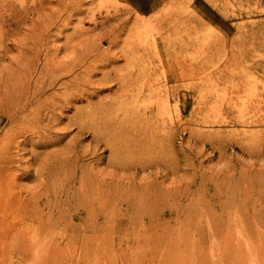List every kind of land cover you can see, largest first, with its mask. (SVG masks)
<instances>
[{"label": "rangeland", "instance_id": "rangeland-1", "mask_svg": "<svg viewBox=\"0 0 264 264\" xmlns=\"http://www.w3.org/2000/svg\"><path fill=\"white\" fill-rule=\"evenodd\" d=\"M37 1L0 0V91L28 75L40 94L19 113H31L35 101L59 109L52 123L22 130L11 151L24 198L37 187L43 197L29 204L32 221L23 215L28 227L18 222V232L40 244L23 257L0 254V264H264V39L239 32L243 23L264 24V0H52L43 22L11 11ZM197 15L216 20L195 29ZM173 17L190 28L178 29ZM212 22L227 25L216 27L225 37L197 36ZM127 74L140 79L137 110L162 109L134 123L136 143L129 111L119 108L118 80ZM104 103L114 106L111 147L88 117ZM57 167L74 175L70 185L54 186ZM75 186L105 194L111 214L74 217L67 199ZM104 236L100 248L85 242Z\"/></svg>", "mask_w": 264, "mask_h": 264}, {"label": "bare ground", "instance_id": "bare-ground-1", "mask_svg": "<svg viewBox=\"0 0 264 264\" xmlns=\"http://www.w3.org/2000/svg\"><path fill=\"white\" fill-rule=\"evenodd\" d=\"M60 0H56L58 4ZM150 1V0H149ZM50 2L52 0H38L34 5L32 6H27V7H17L15 4L11 5V11L14 14L19 15V11L21 10L23 12V9H25V12H32L33 14H37V18L39 22H43L45 19H47V15L43 14L46 10V7H51ZM145 2V1H144ZM147 4V3H146ZM157 4V1L154 3ZM150 4L152 9H156L153 7H156V5ZM138 5V4H137ZM140 5H144V3H140ZM67 12V11H66ZM75 13V8H72L69 12H67V16L63 18L64 22H67L72 15ZM213 15V14H210ZM210 15H197L192 17V21L194 22V18L196 19V25L195 29L199 27V25H204L208 22L215 21L214 17ZM252 14H248L246 16V19L251 16ZM215 16V15H214ZM243 14L241 15L240 11H236V13L232 14V18L235 19L237 22L236 25L241 26L238 21L241 20ZM59 17V16H58ZM113 15L109 17L111 19ZM154 16L147 17L146 20H151ZM216 17V16H215ZM102 18V17H101ZM202 18V19H201ZM141 23H142V31L144 30V22L145 18H141ZM14 21H16V17L14 15ZM154 21V20H151ZM100 23H107V21H102ZM190 20H187L186 17H176V19L173 17L172 19V24H178V29H189L190 28ZM224 24V23H222ZM218 24V25H222ZM217 24H213V22L210 24V29L206 31H201L198 32L196 31L197 36L201 35L202 37L206 36L207 38H212V37H219L221 35H216L217 31H220L222 33V36H226L227 32L223 33V28L217 29L216 27L218 26ZM227 26L226 24H224ZM66 26L62 25L59 27V31L62 32L63 28ZM247 26V25H246ZM244 23L242 24V30H239L241 35L243 34L244 36L247 35H252L264 39V24L263 23H258V24H252V26H256L255 28H246ZM176 27V26H175ZM238 27V28H241ZM15 28L13 27V30ZM180 31V30H179ZM180 36L182 35L183 31L181 30ZM144 34V33H143ZM142 33H139V36L143 37ZM175 36H177L175 34ZM229 36V34H228ZM96 49H99L96 47ZM12 75L16 78L17 72L14 71L12 72ZM25 76V75H24ZM109 76H106L102 78H108ZM13 79V78H11ZM118 80V78H114ZM131 80L134 81L135 86L131 87ZM139 78H132L130 74L123 75L122 77L119 78V85L121 90L124 91L123 94V99L119 102V108H126L127 111H129V124L127 127L131 128V132L133 134V142L136 143L137 141V126L134 124L138 122L139 120H147L151 121L152 118H155L156 115L162 114V109H153V108H145L143 111L137 110V104L140 102V99L143 98V94L141 95L142 89L140 87L135 88L136 85L138 84ZM30 78L28 75L23 78V76L20 78V84L17 89V85L14 87H10L11 90L17 89L15 91H5L1 92L0 91V211L9 215L6 217L3 216V214L0 215V250H1V255L4 257H12L14 253H17L20 257H23L24 254L23 252L27 253L28 250L37 247L35 245H38L39 242H31L26 240L24 237H21L20 232H18V227L16 224H19L18 222H21L24 224V226L27 228V224L25 219H22L23 215H30L29 220L32 221L31 215L33 213L31 212L29 208V204L31 203L30 206L33 205H39L42 202V193H39L41 189L35 188L32 190V197L31 199L27 200V198H24L23 191L25 188H23L19 182H18V175L15 172V168L13 167V164L15 162L14 157L11 154V151L13 148H20L22 142L17 141V138L19 134L22 132L27 131V128H30L31 126H34L37 123H42L44 120H48L49 123H52V115L55 112V109H57V102L50 105H47L46 101H35L37 102V105L35 106L34 110L31 113H19V111L23 108L24 105L29 106V104H33V100L37 99V97L40 94V90L36 89L35 87L30 86ZM67 86V85H66ZM79 87V86H76ZM79 92L80 96H85L84 91L85 90H80L77 89ZM76 94H73L75 96ZM34 97V98H33ZM94 106H90V108L87 109V112L90 111V109H93ZM59 109V108H58ZM113 109L114 106L113 104L109 103H104L100 104L98 109H95V111H90L88 112V117L90 120L96 121L97 124L101 123L103 129L105 130V143L111 147V126H112V119L111 116L113 114ZM131 110V111H130ZM11 123V124H22V126L18 129H14L12 127L6 128V123ZM27 125L23 127V125ZM23 127V128H22ZM94 129V125L92 126ZM32 129V128H31ZM95 130H97V125L95 126ZM32 131H36L33 129ZM47 131V130H46ZM27 138L23 140V142L26 141ZM37 152H35L36 154ZM59 162L62 161L61 166L66 164V160L59 159ZM71 162L70 160H68ZM77 162V161H76ZM39 172V170H37ZM55 179L58 182L57 184L54 183V186L58 187V184L61 185L62 188H64L67 185H70L75 179L74 175H71L70 178L64 175L62 168L57 167L55 168ZM76 185V184H73ZM15 188H18L19 191L16 192ZM64 190V189H63ZM29 190L27 191V193ZM69 192V191H67ZM74 192H78L77 194H74ZM31 194V192H30ZM70 199L73 202H75V206L72 207L70 210L73 213L74 217H79L82 218L83 214L85 212L87 213H99V214H104L106 217L108 215L106 213L111 214V200L106 197L105 194H100V192L97 189L94 188H84L81 187L79 190L76 191V186L74 189L71 191V194H69ZM6 211H11L12 213H17L16 215H12L9 212ZM36 215H39L40 213L36 212ZM19 216V220H15L16 217ZM60 218H67L66 213H60L59 215ZM10 218V220H9ZM60 218L57 219V225L62 224L63 222L60 221ZM24 220V221H22ZM48 224V223H47ZM50 226L53 224V220L49 221ZM48 226V228H51ZM24 227V229H26ZM47 228V229H48ZM15 231V232H12ZM27 231V230H26ZM29 231V229H28ZM110 238V237H109ZM108 238L106 236L103 237V240H97L94 238L87 239L85 242L86 243H93L95 248H100L103 245L106 244V241ZM40 244V243H39ZM97 250V249H93ZM23 255V256H22Z\"/></svg>", "mask_w": 264, "mask_h": 264}]
</instances>
